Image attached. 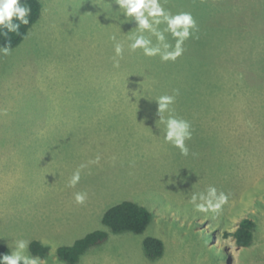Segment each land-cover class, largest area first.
<instances>
[{
    "label": "rangeland",
    "instance_id": "rangeland-1",
    "mask_svg": "<svg viewBox=\"0 0 264 264\" xmlns=\"http://www.w3.org/2000/svg\"><path fill=\"white\" fill-rule=\"evenodd\" d=\"M200 1L194 18L212 29L162 62L129 50L136 24L115 0H39L38 22L0 57V244L36 240L49 250L41 260L63 264L58 248L102 230L107 241L79 264H264V0ZM161 2L192 11L191 0ZM174 89L170 107L193 128L187 157L164 141L157 112V97ZM209 185L229 193L218 215L189 203ZM77 191L88 194L83 205ZM123 201L151 213L142 234L101 224ZM244 218L256 229L242 248L226 234ZM146 237L162 241L159 259L146 258Z\"/></svg>",
    "mask_w": 264,
    "mask_h": 264
},
{
    "label": "clouds",
    "instance_id": "clouds-1",
    "mask_svg": "<svg viewBox=\"0 0 264 264\" xmlns=\"http://www.w3.org/2000/svg\"><path fill=\"white\" fill-rule=\"evenodd\" d=\"M119 6L120 16L125 20L135 21L136 31L129 37L128 48L131 52L141 50L146 57L158 56L162 62H175L184 54V44L189 39H199V27L192 13L179 11L173 13L166 9L161 0H115ZM31 7L24 0H0V37L4 42L0 44V57L10 56L13 52L10 33L20 34L22 25L30 23ZM163 25V27H161ZM170 34L174 43L169 42ZM155 38V43L153 42ZM115 57L122 58L124 45L112 36ZM113 58V66L119 67V60ZM180 94L174 89L171 95H161L155 100L158 104L159 121L164 127V141L179 149L182 156L189 155L186 141H190L193 128L190 121L177 117L170 107ZM165 113H168L165 117ZM194 155V154H193ZM99 156L89 163H99ZM87 167L81 164L71 175L68 186L75 188L81 180V170ZM88 198L87 192L74 193V201L83 205ZM189 203L198 213H212L218 215L224 205L229 203V193L218 190L209 185L204 192L193 193ZM30 241L25 239L13 240L10 253L0 255V264H46L38 256L28 253Z\"/></svg>",
    "mask_w": 264,
    "mask_h": 264
},
{
    "label": "trees",
    "instance_id": "trees-1",
    "mask_svg": "<svg viewBox=\"0 0 264 264\" xmlns=\"http://www.w3.org/2000/svg\"><path fill=\"white\" fill-rule=\"evenodd\" d=\"M31 7V15L29 17L30 23L28 25H22L20 34L10 33L12 48H16L25 39L28 31L38 22L41 17V4L39 0H24ZM199 0H191L193 6L192 15L197 12H202L204 9ZM205 17L198 23L200 30L205 28L212 29L211 24L205 25ZM258 39H256L257 41ZM4 42L0 37V44ZM152 219L151 213L144 207L131 202L123 201L118 203L109 209H107L101 219V224L108 229L112 234L119 235L124 233H132L135 235L142 234ZM256 229L255 222L250 218L242 219L236 230L227 236H232L235 240V244L238 247H250L253 243L254 232ZM108 239V235L105 231L96 230L88 233L83 238L78 239L70 246H63L57 249L56 255L60 262L63 264H79V258L90 248L100 246L104 244ZM144 254L147 259L154 261L159 259L164 251V246L161 240L154 237H146L142 242ZM29 253L33 256H38L44 259L48 255V247L40 243L39 241H31L29 245ZM8 246L0 244V255L10 253Z\"/></svg>",
    "mask_w": 264,
    "mask_h": 264
}]
</instances>
